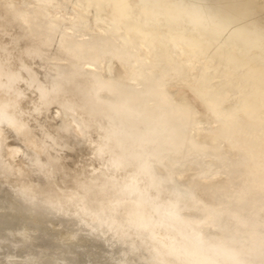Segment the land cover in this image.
<instances>
[{
  "label": "water",
  "instance_id": "obj_1",
  "mask_svg": "<svg viewBox=\"0 0 264 264\" xmlns=\"http://www.w3.org/2000/svg\"><path fill=\"white\" fill-rule=\"evenodd\" d=\"M0 264H264V0H0Z\"/></svg>",
  "mask_w": 264,
  "mask_h": 264
}]
</instances>
